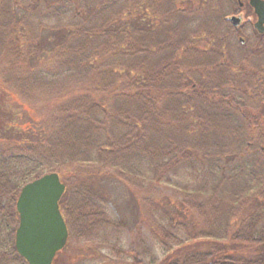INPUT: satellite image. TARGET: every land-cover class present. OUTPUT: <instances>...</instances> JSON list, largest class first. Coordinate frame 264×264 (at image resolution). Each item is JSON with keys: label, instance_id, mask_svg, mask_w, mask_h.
<instances>
[{"label": "trees", "instance_id": "1", "mask_svg": "<svg viewBox=\"0 0 264 264\" xmlns=\"http://www.w3.org/2000/svg\"><path fill=\"white\" fill-rule=\"evenodd\" d=\"M118 1L0 0V112L15 122L30 106L45 121L10 146L16 165L0 164V264H29L15 246L26 183L57 172L68 239L88 240L124 226L102 178L135 192L184 164L195 180L151 226L155 264H264V54L232 63L221 42L235 35L210 0ZM53 69L62 77L42 75ZM62 249L52 264H73Z\"/></svg>", "mask_w": 264, "mask_h": 264}, {"label": "rangeland", "instance_id": "2", "mask_svg": "<svg viewBox=\"0 0 264 264\" xmlns=\"http://www.w3.org/2000/svg\"><path fill=\"white\" fill-rule=\"evenodd\" d=\"M101 1L104 0H80V3L90 10ZM115 3L119 1L116 0ZM237 7L236 3L235 8ZM28 18L25 22H29L31 26H33L32 23L40 24L39 16ZM244 18L243 15V22ZM234 31L236 40L239 35L247 40L252 39L251 26L249 27L248 24L244 25L242 30ZM46 72L42 71V75L50 78L62 77L55 69ZM0 76L7 77L4 73ZM41 114L40 109L33 111V107H25L17 113L16 121L10 122L8 116L0 112V119L5 118L6 121L5 123L0 122V164L4 162L10 165L13 162L16 165V155L11 152L10 146L18 137L31 138L33 132L38 134V131L44 130L45 121ZM17 165L18 169L22 168L20 163ZM103 179L98 182L96 189L106 199V212L113 220L123 222L124 226L105 227L93 239L78 240L69 237L67 246L58 254L59 258H63L66 262L72 261L73 264H132L130 252H136L146 264H155L160 261L165 251L153 240L150 232L151 226L162 218L165 209L168 208L171 211L176 207L181 188H191L195 180V169L191 164H184L165 177L163 184L153 188L148 184L145 188L135 192L114 178ZM150 199L154 204L150 203Z\"/></svg>", "mask_w": 264, "mask_h": 264}, {"label": "water", "instance_id": "3", "mask_svg": "<svg viewBox=\"0 0 264 264\" xmlns=\"http://www.w3.org/2000/svg\"><path fill=\"white\" fill-rule=\"evenodd\" d=\"M257 19L254 27L264 31V0H249ZM238 27L243 22L241 13L228 17ZM65 190L57 172H48L26 183L16 200L19 223L15 246L29 264H52L56 253L68 239V229L59 207Z\"/></svg>", "mask_w": 264, "mask_h": 264}, {"label": "flooded vegetation", "instance_id": "4", "mask_svg": "<svg viewBox=\"0 0 264 264\" xmlns=\"http://www.w3.org/2000/svg\"><path fill=\"white\" fill-rule=\"evenodd\" d=\"M236 3L238 7L235 8L233 6V8H231L229 0H210L207 2L209 6H207L205 10L214 19L216 18L218 25H222L220 20L224 19V21H226V23L228 24V28L231 29L233 33L235 32L234 30H236L237 32L239 30H242L244 25L246 24H248L249 27L251 26V40H247L244 36L239 35L237 36V40L222 41L221 44L227 43L224 52H226L232 59V63L239 64L242 62L245 65L252 64L253 68L255 65H257L255 64L256 61L259 63H261L262 61V57L264 54V31L260 33L254 27L257 15L254 11V8L250 5L249 0H236ZM240 12L245 16L244 22H242L240 26L236 27L231 23L228 17ZM254 15L255 19H253ZM245 74L250 78L261 76L260 70H258L257 72H245Z\"/></svg>", "mask_w": 264, "mask_h": 264}]
</instances>
